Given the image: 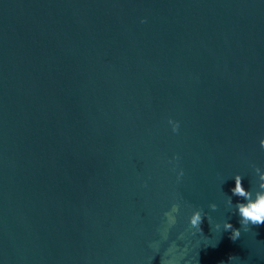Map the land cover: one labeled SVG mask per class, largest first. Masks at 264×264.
Returning <instances> with one entry per match:
<instances>
[{
  "label": "water",
  "instance_id": "1",
  "mask_svg": "<svg viewBox=\"0 0 264 264\" xmlns=\"http://www.w3.org/2000/svg\"><path fill=\"white\" fill-rule=\"evenodd\" d=\"M262 138L264 0H0V264H264Z\"/></svg>",
  "mask_w": 264,
  "mask_h": 264
},
{
  "label": "clouds",
  "instance_id": "2",
  "mask_svg": "<svg viewBox=\"0 0 264 264\" xmlns=\"http://www.w3.org/2000/svg\"><path fill=\"white\" fill-rule=\"evenodd\" d=\"M147 18H144L142 22H146ZM168 123L171 125L173 132H179L180 122L173 118H169ZM260 146L264 148V138L259 141ZM177 161V165L173 166V171L177 170L179 156L174 158ZM171 163V161H170ZM256 173L255 188H245L243 184L244 177L237 173L234 176L235 186L231 189L234 196L241 198L235 203V209L239 216L240 227H234L230 220L223 222V230L230 232V238L236 241L241 236V229L248 231L250 227L264 225V169L260 166H254ZM184 175V170L180 168L177 172V180H180ZM227 204L231 206L233 204L232 196H228ZM210 207L215 210L217 208L216 203H212ZM179 212V204H173L170 212L165 213L168 217L169 224H175V216L173 213ZM205 219L203 209L193 208L189 216L190 227L197 232H202L201 225ZM211 218L209 217V220ZM216 229L221 228V224L215 225ZM215 246V245H212ZM158 248V245H156ZM237 259L236 256H230L229 261ZM223 264V262H221Z\"/></svg>",
  "mask_w": 264,
  "mask_h": 264
}]
</instances>
